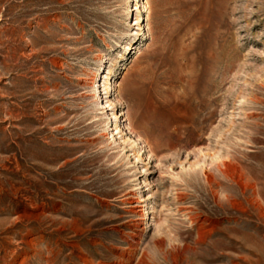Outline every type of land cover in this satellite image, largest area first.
<instances>
[{
    "label": "rangeland",
    "instance_id": "obj_1",
    "mask_svg": "<svg viewBox=\"0 0 264 264\" xmlns=\"http://www.w3.org/2000/svg\"><path fill=\"white\" fill-rule=\"evenodd\" d=\"M3 26L0 264H264V0H0Z\"/></svg>",
    "mask_w": 264,
    "mask_h": 264
},
{
    "label": "bare ground",
    "instance_id": "obj_2",
    "mask_svg": "<svg viewBox=\"0 0 264 264\" xmlns=\"http://www.w3.org/2000/svg\"><path fill=\"white\" fill-rule=\"evenodd\" d=\"M2 19V18H1ZM17 19V18H16ZM5 24V23H4ZM21 24V23H19ZM3 30L0 32V78H3L4 77V74L8 73L9 71L12 70L11 67V64H10V61L13 60V57L15 56V53L16 51L18 50L19 46H20V43L19 42H16L15 40H12L11 36L15 33V31L12 29H9V28H6V26H3ZM19 28L21 26H18ZM24 28V27H23ZM21 29V28H20ZM25 60V59H24ZM17 65V64H15ZM17 67V66H16ZM21 70V68H20ZM23 74V73H22ZM20 76V75H18ZM14 75L10 82H4L2 84V88H5L6 90L9 89L10 86H13L15 84V82L19 81L21 79H19V77ZM9 77V76H8ZM7 78V76H6ZM26 78V77H25ZM22 81V80H20ZM23 82V81H22ZM17 86V85H16ZM6 92V91H5ZM7 93V92H6ZM14 95V93H12ZM13 95H11L12 97H14ZM11 96L8 97V94L7 95H0V121H5V120H12V110H11V107H9V103H5V101L8 99V98H11ZM19 97V96H18ZM199 105V102L196 103V106ZM12 106V105H10ZM14 110V109H13ZM193 116V115H192ZM191 116V117H192ZM20 117V116H19ZM195 117H196V114H195ZM194 116L191 118V123H194ZM209 117H211V113H209ZM208 117V118H209ZM198 118V117H197ZM207 117L204 118L203 121H205L206 119H208ZM198 121V120H197ZM199 122V121H198ZM190 123V124H191ZM197 124V123H196ZM189 128V127H188ZM9 149V145H3L2 144V141H0V152H5V151H8ZM0 168L2 169H6V164L8 163L9 161V157L7 156H4L2 158H0ZM15 173V172H14ZM244 185V184H243ZM247 186V185H246ZM245 188V187H244ZM244 190V189H243ZM126 197V196H125ZM130 210V209H129ZM131 212H135L133 209H131ZM137 212V211H136ZM21 217V216H19ZM132 217V216H131ZM130 219V218H129ZM127 219V220H129ZM190 219V218H189ZM125 220V221H127ZM129 221H132V222H128L130 225H136V219H130ZM118 230H122V229H118ZM128 232V231H127ZM231 243V242H230ZM70 246V245H69ZM87 256V255H86ZM44 258V257H43ZM105 258V257H104ZM107 259V258H106ZM81 260H83L86 264H91L89 262V259L88 258H81ZM93 260V259H92ZM145 261L143 260V258H139L137 262H135L134 264H145L144 263ZM84 263V264H85ZM121 263V262H120ZM128 263V262H127ZM47 264V263H46ZM94 264V263H93ZM98 264V263H97ZM99 264H103L102 261L99 262ZM110 264V262L108 263Z\"/></svg>",
    "mask_w": 264,
    "mask_h": 264
}]
</instances>
